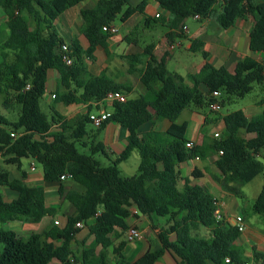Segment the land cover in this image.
I'll list each match as a JSON object with an SVG mask.
<instances>
[{"label": "trees", "instance_id": "trees-1", "mask_svg": "<svg viewBox=\"0 0 264 264\" xmlns=\"http://www.w3.org/2000/svg\"><path fill=\"white\" fill-rule=\"evenodd\" d=\"M84 1L0 0L9 29L7 40H0V95L5 96L6 108L21 107L15 123H10L0 111V156L11 165H20L24 158L39 162L44 182L60 183V196L74 207V213L66 217L63 225L54 223L42 233L23 237L14 230L0 229V264H156L166 253L178 264L251 263L237 244L241 232L226 219L217 221V200L198 184L189 180L182 183L180 167L194 159H205L209 151L216 152L215 166L220 173L217 182L225 192L242 197L243 187L264 174V110L254 117H248L243 110L225 115L224 134L210 140L203 130L200 146L186 139L187 124L179 125L176 120L192 105L196 109L212 105L217 101L212 97L214 92L224 94L221 106L232 98L250 94L256 84L264 83V59L245 57L230 73L226 67L208 61L207 52L202 50L204 39H191L189 51H202L205 62L197 72L184 77L170 72L166 58L158 60L154 45L150 44L143 54L127 56L129 73H140L142 92L134 99L129 97L133 93L130 86L115 82L106 73L87 80L83 73L84 61L94 63L99 47L108 54L112 35L103 27L115 25L119 18L125 23L136 14L144 16L145 25L159 23L166 27L170 45L187 39L186 21L197 15L203 20L215 18L221 30L235 27L239 19L250 20V51L264 54V0H143L137 5L132 0H98L93 8L80 11L81 33L89 47L84 49L79 41L72 40L67 44L68 53H64L65 42L57 23L66 11ZM149 1L168 12L169 18H149ZM126 40L133 41L128 36ZM65 55L71 58V65L65 63ZM144 59L145 67L139 70ZM51 70L60 76L63 92L56 94L59 102L88 105L87 113L73 128L61 123L63 117L59 113L49 119L40 109ZM202 86L208 90L206 96L201 92ZM109 92H122L128 100L114 103L112 115L98 131L114 123L125 128L128 137L114 163L101 168L93 158L80 155L76 143L89 136L86 125L91 123L92 104ZM155 120L172 123L161 141L139 132L143 125ZM56 124L59 125L54 128ZM92 151L107 156L102 144L92 146ZM134 151L140 156L138 174L123 177L118 166ZM65 175L71 176L70 189L62 184L61 177ZM192 177L199 179L202 174L194 169ZM8 179L7 173L0 172V225L18 219L38 224L56 214L58 208L45 204L41 189L28 185H18L17 198L5 201L1 187ZM252 211L264 214V186ZM139 218L150 220L154 228L158 220L166 224L158 233L156 247H150L132 262L125 253L128 242L124 237L133 227L130 221ZM79 222L88 230L80 253L73 247L80 232L76 228ZM201 228L208 235L200 234ZM254 264H264V254L255 253Z\"/></svg>", "mask_w": 264, "mask_h": 264}, {"label": "crops", "instance_id": "crops-1", "mask_svg": "<svg viewBox=\"0 0 264 264\" xmlns=\"http://www.w3.org/2000/svg\"><path fill=\"white\" fill-rule=\"evenodd\" d=\"M97 2L98 0H87L86 7H83L82 6L83 3H82L79 6L66 11L61 16L60 20L57 23V26H61L62 31L64 32V34L68 39V41H65L63 39L65 44L69 45L72 40H76L80 42L81 46L84 49H87L89 47V43L87 39L81 33L82 19L80 22L77 17L82 9L93 8L97 4ZM146 14L149 18H151L154 21L155 18L159 17L160 15L165 17L169 16V13L165 12L164 10L163 13L156 11L154 15L150 16L147 13V9H146ZM134 18L135 15L124 24L129 27L131 21ZM7 21L8 18L5 12L0 8V40L1 41H5L9 37V29H8ZM196 21L203 22V24L199 29L195 30L194 32H191L190 28L187 27L186 25L185 32L187 35V39L177 40L176 43H181V46L178 47L177 49L181 48L185 43H188L186 49L189 50L191 47V41H190L191 39L202 38L205 41V45L202 48V50L207 52L208 61L215 66H218L217 63H220L219 66L226 67L230 73H234L237 63L245 57H252L258 61H262L264 59V54L252 53L250 51V29L252 26L250 20L239 19L236 23V26L228 30H221L218 27L212 28V26L210 25V22L212 21L211 19H204V20L200 19ZM152 28H153V23L146 25V29L148 31H150V29ZM209 28L210 29L212 28L213 32L219 34V37L209 36L208 35ZM77 29L80 30L79 36L75 35ZM167 31L164 33V37L162 38L161 42L158 43V45L153 43L152 44L154 45L153 53L155 57L158 60H161L162 58H166V66L168 68L169 61H171L172 59L171 57L174 56V53L177 49L174 51L170 50L171 45L168 43L166 37ZM145 47L142 48L139 45L138 41L128 42L126 40V36L120 35V29H119V33L117 35H113L109 40L108 54L105 52L103 48L99 47L95 52L96 61L94 63L90 62L89 60H87V62L84 61L85 72L86 70L88 71L89 69V72L93 73L92 76H99L102 73H106V75L112 80H115V82L126 86H130V84H127L126 82H119L116 79H113L110 73L116 71L117 73L123 75L125 78L128 79L133 78L134 75L137 74L136 76H138V79L140 81V73H136V74L129 73V67L125 66L124 62L127 60V56H131L134 54H143ZM99 51H101L102 55H104L102 66L97 65V63H99V58H98V54L100 53ZM121 57H123V60H121ZM1 61L2 59L0 58V63ZM146 61L147 60L144 59L143 62L138 66L139 70L144 69ZM204 62L205 60H203L199 65H197L196 67L197 69L195 72H197L201 68ZM86 63L88 66H86ZM117 65L123 67L124 70H118ZM96 68H100L99 74L96 73L97 72ZM188 74L191 73H187L182 76L186 77ZM83 79L85 78L83 77ZM261 85L264 86V83ZM140 90H142V87L140 88ZM136 91L137 90L133 92ZM47 92H49L52 100L55 101V104H58L56 106H59L60 108L62 106L66 107V109H61L63 110V112H60L56 110V106H54L53 102H50L51 109L55 113H59L63 117L61 123L62 122L66 123L68 128H73L75 126V125L71 126V122H70L71 117L76 115V119L73 122V124L77 123L84 117V115L88 111L87 109L88 105H83V104L65 105L64 103L58 101L56 94H58L59 92H63V88L61 87L60 76L58 72L55 70L49 71L47 87H46V93ZM201 92L205 96L208 94V90L205 86L201 87ZM262 103H263L262 101L258 102L255 108H246L244 112L248 117L257 116L264 110L261 108ZM95 104L96 103L92 104L93 113L96 110ZM224 116L225 115L222 114V117H220L217 120V118H210V116H207L205 113L201 114L199 111L195 110V113L193 114L192 118H190L189 121H185L182 123V124L184 123L187 124V130L185 135L186 139L191 141L195 145L200 146L203 144L204 141L203 130L206 132L210 140L216 138L215 134H219L221 136L225 132V124L223 121ZM206 118H208L209 124L205 125ZM171 124L172 123L169 120H163L160 122L155 120L154 122L143 125L139 129V132L144 134L146 137H154L155 139L161 141L162 136L166 133L167 129L171 126ZM220 124L224 125L222 132L217 130L212 132L209 131L207 128L210 125L216 126ZM58 125L56 124L54 128H57ZM104 130L106 134H105L104 143H102V145L104 146V150L107 153L106 156L107 160L109 162H113L116 156L121 154L127 145L126 139L128 137V131L122 126L114 123L108 124ZM242 133L244 134V132ZM87 138L89 139V136ZM132 157L138 159V165H137L138 168L140 164L139 153L137 151H134L130 158ZM217 159H218V154L216 152L209 151L205 159H194L182 164L181 167L182 166L186 167L185 172L184 173L181 172L182 177L184 179L182 183H184L185 180H189L193 184H198L206 188V190L212 195L214 199H216L219 203L223 204L222 214L224 218L232 225L244 226V230L241 232V236L237 244L244 249L245 257L250 260L251 264H254V254L255 253L264 254V214H254L252 209L250 215L240 214L239 210L241 208V204L238 202L237 199L241 198L254 205V202L260 196L262 188L264 186V174L257 176L253 181H251L250 183H248L243 187L242 197H235L230 193L225 192L216 180V178L220 177V173L215 166V162ZM32 166H34L35 170H32ZM194 169H197L201 172L202 174L201 178L194 179L192 177V172ZM2 172L7 173L9 175L7 171L2 170ZM62 184L66 189H70L72 186V180L71 179L63 180ZM18 185H28L34 189H41L42 197L45 204L48 207L58 208L54 216H47L38 224L25 222L24 225H26L28 228H32L35 225H39V229L37 231H34L33 233H42L45 230L51 228L54 223L56 224V222H60L59 225L61 226L65 223L66 217L74 213V207L68 201L62 198L59 194L60 183L44 182L43 170L38 171L34 163L31 164V168L29 172H23L19 170V171H13L12 175H9L8 181L4 183L3 186L1 187V194L3 198L5 199V194H8V196L11 197V200L5 199V201H12L13 199L17 198V196L19 195ZM55 191H57V196L54 197L53 194ZM254 219H256L255 223L257 225H260V227L253 226V223H251V221L253 222ZM146 221L149 222L150 220L146 218L132 219L130 221V225L131 223L135 225H141L144 223L146 224ZM150 226L151 224L149 223L146 224V227H150ZM86 230H87L86 226L80 229V232L76 237L77 242L81 235H84L83 240L87 237L88 230H87V234H85ZM201 230H206V229L201 228ZM159 232L160 230H158V233ZM171 239L174 240V236H172ZM149 248H150L149 244L146 241L140 239V240H136L133 243H128L125 248V253L128 256L129 261L134 262L138 260ZM170 256L172 257V255ZM172 259L175 261L176 264H178V262H176V260L173 257ZM53 264L56 263L54 262Z\"/></svg>", "mask_w": 264, "mask_h": 264}, {"label": "rangeland", "instance_id": "rangeland-1", "mask_svg": "<svg viewBox=\"0 0 264 264\" xmlns=\"http://www.w3.org/2000/svg\"><path fill=\"white\" fill-rule=\"evenodd\" d=\"M141 1L143 0H132V4L137 5L139 4ZM257 2H261L262 0H256ZM83 7L87 6V0L82 4ZM156 11H159L161 13H163V10L158 6V4L154 1H149L148 7H147V13L152 16L154 15V13ZM79 19V21L81 22V16L80 14L77 17ZM144 16L142 15H135V18L131 21L130 23V28L125 25L124 23H122L120 21V18L115 22V25L120 29V35L121 36H128L129 38H131L134 41H138L139 45L143 48L146 45L149 44H156L158 45L159 42H161L162 38L164 37V33L167 31V28L162 26L159 23H153V28L150 29V31H148L146 29V25H145V20H144ZM211 22L210 25L212 26V28L214 27H218L215 18H211ZM203 24V22H198L196 20H194V18H189L186 21V25L187 27L190 28L191 32H194L195 30L199 29L201 27V25ZM209 28V32L208 35L209 36H214V37H219V34H216V32H213V29ZM219 28V27H218ZM57 29L59 31L60 36L65 40L68 41L66 35L64 34V32L61 29V26H57ZM75 35H80V30H76ZM77 36V37H78ZM188 43H185L181 48L177 49L174 53V56H172L171 61H169V70L173 73H178L180 75H185L187 73H194L196 71V67L197 65H199L203 60V54L202 51L193 53L191 51H189L188 49H186ZM126 46V45H125ZM122 50V49H121ZM100 53L98 54V58H99V63H97V65H103V59H104V55H102L101 51H99ZM118 53V52H117ZM121 60H123V57H121ZM87 62V60H85ZM124 65L129 67V63L128 60H126L124 62ZM217 65L219 66L220 63H217ZM86 66L87 63H86ZM87 68V67H86ZM102 68V67H100ZM100 68H96L97 69V74H99V69ZM117 69L118 70H124L123 67H121L120 65H117ZM93 73L89 72L86 70V72L83 73V77L85 79H89L92 76ZM111 77L113 79H116L119 82H126L127 84H130L131 88L133 89V91L137 90L136 92H133L129 97L131 99H134L136 97H138L140 95V93L142 92V90H140L141 88V84L140 81L138 79V76L134 75L133 78H125L123 75H120L119 73H117L116 71L110 73ZM115 81V80H114ZM120 84V83H119ZM223 96L224 94L221 95V98L218 99V101L222 102L223 100ZM231 102L226 103L225 105L222 104V109L219 112H216L213 110L212 105H209L208 107H205L203 109H196V107H194L193 105L191 107H189L188 109H186L181 116L177 119L176 123L177 124H182L185 121H189L190 118H192L193 114L195 113V110L199 111L201 114H206L207 116H210V118H217V120L222 117L223 115H227L231 112L234 111H238V110H246V108H255L256 104L258 102H263L262 103V109H264V86L262 85H255L254 86V90L246 95L244 98H232ZM4 102H5V96L4 95H0V111L2 112L3 116L10 122V123H15L18 121L19 116L21 114V107L20 106H11L9 108H6L4 106ZM50 102H53L54 106L58 105L55 104V101L52 100L49 92H47L45 94V96L40 100V109L41 111L46 114L49 119H52V117L55 115V112L51 109V104ZM61 109H66L65 106H62L61 108L59 106H56V110L63 112V110ZM257 115V114H254ZM76 119V115L71 117L70 122H71V126L75 125L76 123L73 124V122ZM218 123V122H217ZM223 124L220 125H210L208 126V130L209 131H223ZM86 131L89 135V139L86 137L84 140H82L81 142H77L76 143V147L77 150L79 152L80 155H84V156H88L93 158L101 168H107L109 166H111L114 162H109L106 158V156L101 153V152H93L92 151V146H96L98 144H102L104 143V139H105V130L102 131H98V128H96L92 123H89L86 125ZM83 142L86 143V146L83 145ZM131 157V156H130ZM7 158L6 157H2L0 156V172L3 171H7L9 173V175H12L13 171H23V172H29L30 168H31V164L34 163L36 165V168L38 171H42V165L37 162V161H33V159L31 158H24L21 160L20 165H11V164H7L6 162ZM138 159L135 157L129 158L128 161L120 164L118 167L120 169V171L122 172V176L126 177V178H130L133 177L135 175L138 174ZM186 167L182 166L180 168L181 172H185ZM54 197L57 196V191L54 192ZM5 199L6 200H11V197L8 196V194H5ZM238 202L241 204V208L239 210L240 214H251V209H252V203L247 202L246 200H243L241 198L237 199ZM255 220H253V222L251 221V223H253L254 227H260V225H257L255 223ZM23 221V223H22ZM26 221H24L23 219H18L17 221L14 222H10L8 224H1L0 225V229H9V230H14L17 234L23 236V237H28L31 233H33L34 231H37L39 229V225H35L32 228H28L26 225H24ZM151 224L150 227H146V224ZM156 224H154L156 227H153V224L151 221H146V224H141V225H135L133 223H131V226H135L138 231L141 234V238L142 240L146 241L150 247L155 248L156 245L158 244V230H161L162 228H164L165 226V221L164 220H158L155 222ZM35 230H34V229ZM200 234L206 236L208 235V231L207 230H200L199 231ZM87 234V230L86 233ZM84 235H81L80 238L78 239L77 243H74L73 247L74 250L78 253H80L81 251V241L83 240ZM124 239H126V235L124 237ZM139 239V240H140ZM127 240V239H126ZM128 242V241H127ZM131 243V242H128ZM133 243V242H132ZM109 256L112 258V252H109ZM113 264V263H112ZM157 264H176L175 261L172 259V257L166 253L165 256L163 257V259L158 262Z\"/></svg>", "mask_w": 264, "mask_h": 264}, {"label": "built area", "instance_id": "built-area-1", "mask_svg": "<svg viewBox=\"0 0 264 264\" xmlns=\"http://www.w3.org/2000/svg\"><path fill=\"white\" fill-rule=\"evenodd\" d=\"M167 18H169V16H167ZM200 19L201 18L198 15L194 17V20H200ZM103 31L112 35V36L117 35L119 33V29L115 25L105 26V27H103ZM180 46H181V43H174L170 46V50L174 51ZM68 51H69L68 46H67V44H65L63 46V52L68 53ZM64 61L68 65L72 64V60L69 56L65 55ZM29 87L30 86L28 85L27 89H29ZM221 95H222L221 92H214L212 94V97L217 99V101H215L212 104V108L216 112H219L222 109L221 103H220V101H218V99L221 98ZM127 100H128V97L122 92H109L103 100L96 102V104H95L96 110L94 111V113L93 112L90 113L91 123L96 128H100L103 125V123L112 115L114 103L115 102L125 103V102H127ZM12 136L17 137V135H15V134H12ZM215 137L219 138L220 135L215 134ZM187 146L192 147V144L188 143ZM32 170H35L34 166H32ZM61 179L62 180H69V179H71V176L65 175V176H62ZM216 206H217V209L215 212L216 219H217V221H222L225 219L223 214H222L223 204L216 201ZM135 213H137V212L135 211ZM56 224H58V222H56ZM84 226L85 225L82 222H79L76 224V228H78V229H82V228H84ZM236 227L238 228V230L240 232H242L244 230L243 225H238ZM141 237L142 236H141L140 232L135 227H131L126 233V239L128 242H131V243L135 242L136 240H139ZM227 262H229V260H227ZM248 264H251V263H248Z\"/></svg>", "mask_w": 264, "mask_h": 264}]
</instances>
